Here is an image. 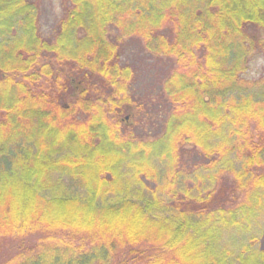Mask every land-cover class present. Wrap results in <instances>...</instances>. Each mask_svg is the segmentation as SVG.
<instances>
[{
    "label": "trees",
    "instance_id": "1",
    "mask_svg": "<svg viewBox=\"0 0 264 264\" xmlns=\"http://www.w3.org/2000/svg\"><path fill=\"white\" fill-rule=\"evenodd\" d=\"M63 1L44 37L0 0V264H264V0ZM132 40L172 61L153 138L125 125Z\"/></svg>",
    "mask_w": 264,
    "mask_h": 264
},
{
    "label": "rangeland",
    "instance_id": "2",
    "mask_svg": "<svg viewBox=\"0 0 264 264\" xmlns=\"http://www.w3.org/2000/svg\"><path fill=\"white\" fill-rule=\"evenodd\" d=\"M32 1L37 6L39 13V31L42 36L49 37L58 21L63 17L66 4L63 0ZM123 52L121 64L128 65L135 72V80L131 85L130 94L136 104L135 107L128 110L130 114H128L129 117H127L125 125L129 129L131 128L136 137L153 138L161 133L163 120L171 108L162 90V83L172 66V61L155 57L136 40L129 42ZM262 67H264V60L261 57H255L249 64L247 78H258ZM63 71L66 75H71L68 66ZM72 78L70 83L73 87L75 82H72ZM196 156L194 154L191 161L196 160ZM256 236L259 239L257 248L259 246L264 248V216L258 225ZM38 237L36 235L28 239L26 245H33ZM15 245L16 242L11 239H7L1 244L0 263L10 257L8 255H13Z\"/></svg>",
    "mask_w": 264,
    "mask_h": 264
}]
</instances>
